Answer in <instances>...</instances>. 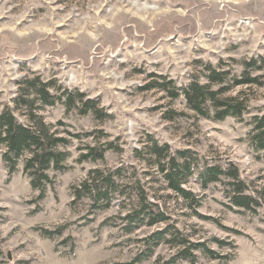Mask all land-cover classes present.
<instances>
[{"label": "rangeland", "instance_id": "1", "mask_svg": "<svg viewBox=\"0 0 264 264\" xmlns=\"http://www.w3.org/2000/svg\"><path fill=\"white\" fill-rule=\"evenodd\" d=\"M207 65L226 73V95L248 99L240 117L214 120L187 106L181 88L204 83ZM244 71L256 81L235 84ZM35 77L51 84V94L82 93L104 115L85 111L83 101L40 110L71 141L67 169L48 171L41 199L22 160L8 174L0 149V264L129 262L142 249L140 239L168 224L220 256L196 250L195 264H264V150L248 141L251 118L264 114V0H0V106L9 105L23 123L27 109H16L13 99ZM153 140L170 154L190 150L196 158L183 184L196 198L193 207L164 182L148 148ZM108 144L101 159L78 161L85 146ZM204 164L236 168L243 193L257 205L231 204L229 176L203 186ZM93 168L121 169L124 195L103 210L71 192ZM136 179L168 219L126 232L121 217L137 203ZM59 226L60 234L40 235ZM172 252L161 243L136 264Z\"/></svg>", "mask_w": 264, "mask_h": 264}, {"label": "trees", "instance_id": "2", "mask_svg": "<svg viewBox=\"0 0 264 264\" xmlns=\"http://www.w3.org/2000/svg\"><path fill=\"white\" fill-rule=\"evenodd\" d=\"M253 62H245L248 68L253 67ZM206 81L200 83L192 80L186 86L181 88V93L187 106L201 117H208L214 120H222L227 116L240 117L246 110L248 99L243 98L241 94L234 96L226 95L229 88L224 85L225 72H218L211 65L205 67ZM256 80L250 78L244 71L243 78L234 80L235 84H252ZM24 86H21L20 93L13 99L14 107L21 106L27 109V120L25 123L17 120L12 108L4 104L0 106V149L2 151V160L4 161L8 174L17 170L20 160L23 162V172L28 176L30 186L39 191V199L45 195L46 186L51 183L49 170L63 171L67 169L66 161L70 156L67 149L70 138L61 135L57 129L44 120L40 110L45 106H52L56 102H61L66 108L76 105V101H83V94L71 93L64 89L59 95L51 94L49 87L51 84L43 82L39 77L25 79ZM217 84V89L213 85ZM164 87V86H162ZM177 95V94H176ZM85 111L91 110L98 118L104 113L97 108L96 102L91 99L83 101ZM251 128L248 133V141L254 150H264V114L254 115L250 121ZM70 136L79 137L80 134H71ZM108 146H85V152L81 153L78 161L97 160L103 157L104 152L109 149ZM150 153L155 156V163L158 171L161 173L167 187L170 188L182 200L188 202L190 207L196 204V198L193 194L183 187L188 176L193 173L192 168L197 165L190 150L176 152V155L168 153L167 145H158L153 140L148 147ZM121 169L100 168L90 169L86 176L75 185L71 186L73 198L79 200L87 197L94 210H103L108 208L116 197L124 195L123 183L119 182V173ZM221 175L232 178L230 202L232 205L249 210L252 205H257L256 200L243 193L244 184L238 180L236 168L229 166L227 169L219 165L204 164L199 172V179L203 186L210 182L218 181ZM136 205L126 208L122 215L123 228L126 232H131L142 225L153 226L165 222L168 217L160 210L156 204L150 203L146 192L139 180H135ZM132 192L128 194V199ZM122 198V203H124ZM124 207V206H123ZM212 219L211 217H205ZM63 226L54 230L41 229L40 235L52 237L62 232ZM142 249L129 262H114L110 264H136L152 255L154 249L161 243H166L173 250L168 258L158 257L154 264H195L196 256L194 251L200 250L211 258L220 257L215 251L206 246L204 242H191L175 226L167 225L165 228L153 231L151 234L140 239ZM218 244L224 242L215 239ZM222 259H230L228 256Z\"/></svg>", "mask_w": 264, "mask_h": 264}]
</instances>
